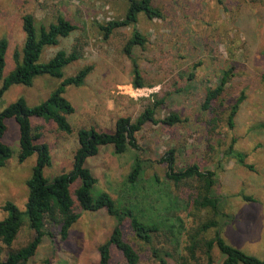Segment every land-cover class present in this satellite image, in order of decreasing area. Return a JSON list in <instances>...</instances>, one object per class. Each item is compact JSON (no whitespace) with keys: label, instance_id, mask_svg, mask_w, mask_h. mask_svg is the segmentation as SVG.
I'll use <instances>...</instances> for the list:
<instances>
[{"label":"rangeland","instance_id":"374dc122","mask_svg":"<svg viewBox=\"0 0 264 264\" xmlns=\"http://www.w3.org/2000/svg\"><path fill=\"white\" fill-rule=\"evenodd\" d=\"M161 18L148 19L140 14L135 27L146 37L135 46V57L145 87L134 88L132 62L123 48L132 26L115 29L108 38L98 25L122 19L127 4L122 0H0V37H6L4 74L14 67L13 52L24 41L22 16L31 13L36 27L47 26L63 15L77 27L58 44L46 47L41 60L57 50L75 49L79 58L63 68L64 76L84 65L93 68L83 85L68 86L64 93L75 111L67 115L71 134L58 130L52 121L32 118L36 142L50 147L52 165L43 173L52 178L72 166L77 148L76 130L94 126L112 131L120 116L135 120L153 102L160 101L155 117L176 112L181 121L172 125L145 123L135 133L138 148L129 147L117 154L112 145L101 146L86 160L97 182L93 196L108 192L119 207H130L139 219L155 223L161 231L144 243L133 235L128 221L122 225L123 237L139 254V264H207L204 242L214 236L216 227L199 230L208 219L221 222V237L230 245L259 259L264 257V0H152ZM231 70L222 95L203 109L205 94L220 81L223 70ZM59 79L39 75L31 86L12 85L0 98V110L23 96L28 105L43 101L58 85ZM245 98L227 125L230 106L240 93ZM3 141L12 151L0 167V220L7 215L2 206L13 202L25 209L27 179L36 163L34 152L18 162L19 127L6 118ZM243 152L252 169L226 157L228 146ZM174 149L176 170L197 164L202 171L215 172L213 193L221 196L225 218L214 216L208 207H198L195 199L203 192V182L188 179L175 184L166 176L162 161ZM144 160V169L131 183L128 175L134 158ZM78 185L72 184L71 192ZM25 221H26V217ZM224 219L226 221H224ZM105 209L83 211L65 238L57 225L47 224L51 236H44L36 254L27 264H97L99 246L115 226ZM34 230L25 223L10 247L2 245L0 259L10 249L25 245ZM194 241V244L192 242ZM192 248L190 249V247ZM157 249L159 256L152 252ZM211 264H222L224 255L216 246ZM164 262H162V260ZM111 264H127L121 252L111 247Z\"/></svg>","mask_w":264,"mask_h":264},{"label":"trees","instance_id":"16d2710c","mask_svg":"<svg viewBox=\"0 0 264 264\" xmlns=\"http://www.w3.org/2000/svg\"><path fill=\"white\" fill-rule=\"evenodd\" d=\"M127 4L126 13L122 19L109 20L98 27L102 36L106 39L117 28L132 26V34L124 45V52L132 62L134 88L145 87L141 72L135 57L132 55L135 46H143L146 37L138 31L135 24L140 14L148 19L161 18L162 12L155 7L152 0H122ZM76 25L58 14L55 21L49 22L47 26L36 27L34 17L31 13L22 16V30L24 41L20 50L13 52L14 67L4 74L6 66L5 54L8 48L6 37H0V98L12 85L31 86L33 80L39 75H49L60 80L58 85L50 94L36 105H28L23 96L0 110V167L11 157L12 151L8 144L3 141L7 129L6 118H13L19 127V151L18 162H23L34 152L36 163L32 173L26 181L28 196L25 202V209L20 210L13 202L6 201L2 208L7 215L0 220V255L2 245L10 247L15 240L21 227L27 223L34 230V236L25 245L10 249L6 252L0 264H27L36 254V250L44 236H51L47 224L57 225L60 228V235L65 238L71 225L80 217L83 211L95 212L105 209L108 215L116 221L109 238L99 248V260L97 264H111V247H116L124 257L127 264H139V254L136 248L123 237L122 225L127 220L133 235L144 243H151L152 236L161 231V227L155 223H146L139 219L135 211L130 207H119L106 191L99 192L93 196L92 189L97 178L92 174L86 165L89 157L95 156L101 146L112 145L117 154L124 153L129 147L137 149L135 133L142 126L151 122L153 124H164L172 126L181 121L176 112H170L162 118L155 117V109L160 101L153 102L131 120L128 116H120L116 119L112 131L99 130L94 126H82L76 130L77 148L72 156V166L67 171L57 173L52 178H47L43 171L45 167L52 165L50 147L46 142H36L40 133H33L32 118L52 121L58 130L71 134L73 129L67 119V115L75 111L72 103L65 97L64 93L68 86L78 87L83 85L85 78L92 70V65H84L74 74L64 76L63 68L79 58V53L72 49L70 52L65 49L57 50L49 59L41 60L43 50L48 46L58 44L60 37L68 36ZM231 76V70H223L219 83L205 94L203 109H209L212 102L219 98L225 83ZM245 98L241 92L235 102L230 106L227 115V125L233 127L234 115L240 103ZM264 128V122L259 123ZM174 149H169L166 155L161 158L167 163L168 171L166 176L175 184L188 179H197L203 182V192L195 199L194 204L198 207H208L214 216L225 218L227 214L221 211V196L213 193L215 172L212 170L202 171L197 164H192L176 170L174 168ZM227 157L235 158L236 161L245 167L252 169V165L245 162L246 155L236 150L230 144L224 152ZM144 160L136 156L133 161L128 181L134 183L144 169ZM78 185L71 192L72 184ZM26 217V221L25 218ZM224 221H226L224 219ZM216 227L214 236L204 242L207 264H211L210 251L216 246L224 255L222 264H264V257L259 259L251 254L228 244L221 236V222L211 218L199 226V230H207ZM194 244V241L192 242ZM192 246L190 247V249ZM155 256H159L157 249L153 248ZM164 262L163 259H161ZM44 264H50L45 261ZM185 264V263H184Z\"/></svg>","mask_w":264,"mask_h":264}]
</instances>
